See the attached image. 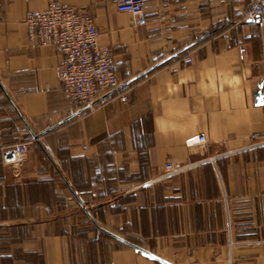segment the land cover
<instances>
[{
	"label": "crops",
	"instance_id": "1",
	"mask_svg": "<svg viewBox=\"0 0 264 264\" xmlns=\"http://www.w3.org/2000/svg\"><path fill=\"white\" fill-rule=\"evenodd\" d=\"M53 1L90 13L114 59L101 108L28 37ZM144 1L136 25L116 0H0V264H264V28L250 0ZM169 161L190 167L162 178Z\"/></svg>",
	"mask_w": 264,
	"mask_h": 264
},
{
	"label": "built area",
	"instance_id": "2",
	"mask_svg": "<svg viewBox=\"0 0 264 264\" xmlns=\"http://www.w3.org/2000/svg\"><path fill=\"white\" fill-rule=\"evenodd\" d=\"M116 7L120 12L133 15L136 25L148 21L144 0H116ZM244 16L246 19L259 17L258 24L264 28V0H250ZM24 22L30 40L52 45L64 55L60 79L67 96L90 110L101 108L118 81L112 55L100 49L99 31L94 17L77 7L53 1L43 10L29 11ZM184 61L190 63L192 57H185ZM120 98L128 100L126 95ZM205 142L206 137L202 134L189 139L187 145ZM27 151V144H14L4 151L3 161L6 164H19ZM189 167L169 161L162 178L180 174ZM249 243L262 244L264 240Z\"/></svg>",
	"mask_w": 264,
	"mask_h": 264
},
{
	"label": "water",
	"instance_id": "3",
	"mask_svg": "<svg viewBox=\"0 0 264 264\" xmlns=\"http://www.w3.org/2000/svg\"><path fill=\"white\" fill-rule=\"evenodd\" d=\"M259 20H260L259 17H255L253 19H248V21L257 22V23L259 22ZM263 88H264V79H262L258 83V88L256 89V91L254 93V95H255V102L259 106L264 105V92H263Z\"/></svg>",
	"mask_w": 264,
	"mask_h": 264
},
{
	"label": "trees",
	"instance_id": "4",
	"mask_svg": "<svg viewBox=\"0 0 264 264\" xmlns=\"http://www.w3.org/2000/svg\"><path fill=\"white\" fill-rule=\"evenodd\" d=\"M113 93V92H112Z\"/></svg>",
	"mask_w": 264,
	"mask_h": 264
}]
</instances>
